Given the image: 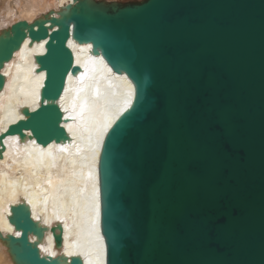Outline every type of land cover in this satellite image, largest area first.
Returning <instances> with one entry per match:
<instances>
[{
  "label": "water",
  "instance_id": "1",
  "mask_svg": "<svg viewBox=\"0 0 264 264\" xmlns=\"http://www.w3.org/2000/svg\"><path fill=\"white\" fill-rule=\"evenodd\" d=\"M28 37L45 41L40 105L24 109L2 145L26 131L44 147L71 140L60 102L82 69L70 40L134 85L98 143L105 264H264V0H74L59 18L0 35V70ZM11 212L21 235L0 239L13 263L60 264L31 241L45 229L30 208ZM53 232L60 248L64 230Z\"/></svg>",
  "mask_w": 264,
  "mask_h": 264
},
{
  "label": "bare ground",
  "instance_id": "2",
  "mask_svg": "<svg viewBox=\"0 0 264 264\" xmlns=\"http://www.w3.org/2000/svg\"><path fill=\"white\" fill-rule=\"evenodd\" d=\"M11 1H4L6 7L0 11V35L21 21L32 24L45 16L59 18L67 6L74 5V0ZM69 43L74 62L82 69L78 76H69L60 102L67 119L62 124L71 140L44 147L26 131L24 141L16 135L7 136L3 145L0 142V234L16 233L9 223L11 207L24 204L45 229L43 240L30 238L43 256L60 258V264H68L72 257L83 258L85 264H105L98 143L131 106L135 88L126 75L113 73L101 55H93L92 45ZM45 52V41L32 43L28 37L0 70L5 76L0 92V137L11 125L27 119L24 109L33 111L40 105L46 73L37 71L36 56ZM61 228L63 243L58 248L53 230L59 234ZM1 248L8 250L0 239ZM0 264L14 263L10 256H2Z\"/></svg>",
  "mask_w": 264,
  "mask_h": 264
},
{
  "label": "rangeland",
  "instance_id": "3",
  "mask_svg": "<svg viewBox=\"0 0 264 264\" xmlns=\"http://www.w3.org/2000/svg\"><path fill=\"white\" fill-rule=\"evenodd\" d=\"M3 0H0V11L2 10V9H4V7H6V3L9 1V0H4L3 2H2ZM13 1V0H12ZM11 1V2H12ZM97 1H103V2H108V3H110V2H118V3H134V2H141V1H145V0H97ZM19 5H20V2L18 3ZM17 4V5H18ZM2 6V7H1ZM5 251H6V253H5ZM2 256H4V257H7V256H10L9 255V252H8V250H5V249H3V248H1L0 249V257L2 258Z\"/></svg>",
  "mask_w": 264,
  "mask_h": 264
},
{
  "label": "snow or ice",
  "instance_id": "4",
  "mask_svg": "<svg viewBox=\"0 0 264 264\" xmlns=\"http://www.w3.org/2000/svg\"><path fill=\"white\" fill-rule=\"evenodd\" d=\"M50 99H51L52 104L55 105V103L57 102V101H56V95L53 94V95L50 97ZM44 104L47 105V104H48V100H45V101H44ZM21 118L24 119V116H22ZM14 138H15V139H19V137H14ZM16 235H17V237H20L21 233H20V232H17Z\"/></svg>",
  "mask_w": 264,
  "mask_h": 264
}]
</instances>
